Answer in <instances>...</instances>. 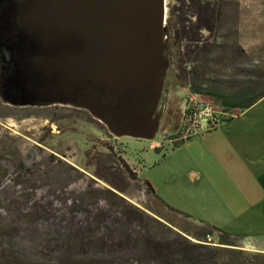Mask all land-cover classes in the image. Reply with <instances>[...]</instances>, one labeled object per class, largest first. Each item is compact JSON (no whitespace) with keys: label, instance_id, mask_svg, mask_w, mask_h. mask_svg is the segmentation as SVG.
<instances>
[{"label":"trees","instance_id":"1","mask_svg":"<svg viewBox=\"0 0 264 264\" xmlns=\"http://www.w3.org/2000/svg\"><path fill=\"white\" fill-rule=\"evenodd\" d=\"M177 4L166 16L163 46L167 68L162 79L172 70L176 87L187 89L193 96L216 100L222 114L248 110L264 99V68L237 43L220 37L221 0H178ZM221 118L224 124L232 120L231 116ZM188 139L173 140L172 150ZM119 162L129 179L138 181L137 175ZM18 167L29 172L22 163ZM141 182L146 193L164 209L198 224L193 234L181 231L183 236L156 220L150 221L153 227L143 225L145 217L137 209L133 214L122 213L121 223L95 205L99 195L114 196L110 190L83 191L70 207L78 219L49 218L46 208L28 206L32 199L27 193L0 197V264H264V254L240 247L241 236L195 221L169 207L148 182ZM14 185L25 189L29 186ZM132 224H138L139 229L127 233L124 227ZM212 236L215 244L207 242Z\"/></svg>","mask_w":264,"mask_h":264},{"label":"rangeland","instance_id":"2","mask_svg":"<svg viewBox=\"0 0 264 264\" xmlns=\"http://www.w3.org/2000/svg\"><path fill=\"white\" fill-rule=\"evenodd\" d=\"M177 1L164 0L166 16L170 7H178ZM221 2L220 37L229 43H237L264 68V0ZM192 104L217 113L221 111L216 100L194 98L185 89L176 87L174 73L168 70L162 79L157 106L156 114L160 120L157 134L152 140H137L115 137L105 125L82 110L62 106L11 107L0 96V197L8 199L27 193L32 199L28 206L35 204L39 209L46 208L49 218L78 219L70 207L83 191L88 188L110 190L114 196L99 195L95 205L121 223H124L122 213L133 214V209H137L145 217L143 225L153 227L150 221L156 220L183 236L181 231L193 234L198 224L164 209L146 193L141 182L148 174L153 179L159 178L158 169L151 167L172 150L173 140L177 142L182 138L183 114ZM204 127L201 124L198 130L206 132ZM119 160L137 175L138 181L129 179ZM19 163L29 172L20 171ZM14 184L29 186L25 189V186ZM63 184L71 185L62 189ZM128 218L132 219L131 216ZM124 229L131 234L139 227L132 224ZM210 242L215 244L216 238L210 237ZM240 247L246 252L261 253L248 240L243 239Z\"/></svg>","mask_w":264,"mask_h":264},{"label":"water","instance_id":"3","mask_svg":"<svg viewBox=\"0 0 264 264\" xmlns=\"http://www.w3.org/2000/svg\"><path fill=\"white\" fill-rule=\"evenodd\" d=\"M25 8L46 48L31 80L46 104L82 110L118 138L154 139L167 68L164 0H27Z\"/></svg>","mask_w":264,"mask_h":264},{"label":"crops","instance_id":"4","mask_svg":"<svg viewBox=\"0 0 264 264\" xmlns=\"http://www.w3.org/2000/svg\"><path fill=\"white\" fill-rule=\"evenodd\" d=\"M231 113L230 123L197 130L162 155L151 167L159 178L148 174L144 180L169 207L264 253V99Z\"/></svg>","mask_w":264,"mask_h":264},{"label":"flooded vegetation","instance_id":"5","mask_svg":"<svg viewBox=\"0 0 264 264\" xmlns=\"http://www.w3.org/2000/svg\"><path fill=\"white\" fill-rule=\"evenodd\" d=\"M26 1L0 0V96L11 107L58 106L46 104L44 93L33 89L35 84L31 80L39 76L38 70L41 69L40 50L46 48L39 36L42 31L33 23L23 21ZM16 76L20 77L28 91L36 92L37 95H22V84L12 81ZM24 103L26 105L22 106ZM156 112L157 109L154 116L158 117Z\"/></svg>","mask_w":264,"mask_h":264},{"label":"built area","instance_id":"6","mask_svg":"<svg viewBox=\"0 0 264 264\" xmlns=\"http://www.w3.org/2000/svg\"><path fill=\"white\" fill-rule=\"evenodd\" d=\"M228 115L229 114H222L221 111L218 113L214 112L208 107L192 104L183 114L185 124L181 127V131L184 132V134L180 140L190 138L194 132L201 127V124L205 126L204 128L206 131L220 128L224 125L221 117L225 118ZM207 242H210V237H207Z\"/></svg>","mask_w":264,"mask_h":264}]
</instances>
